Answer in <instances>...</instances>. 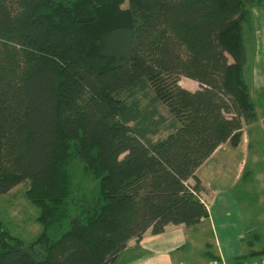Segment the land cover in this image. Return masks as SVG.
Masks as SVG:
<instances>
[{
    "label": "trees",
    "instance_id": "obj_1",
    "mask_svg": "<svg viewBox=\"0 0 264 264\" xmlns=\"http://www.w3.org/2000/svg\"><path fill=\"white\" fill-rule=\"evenodd\" d=\"M262 1L0 0V196L28 182L43 227L25 241L0 218V264H114L209 217L197 170L258 120L245 26Z\"/></svg>",
    "mask_w": 264,
    "mask_h": 264
},
{
    "label": "rangeland",
    "instance_id": "obj_2",
    "mask_svg": "<svg viewBox=\"0 0 264 264\" xmlns=\"http://www.w3.org/2000/svg\"><path fill=\"white\" fill-rule=\"evenodd\" d=\"M179 84L193 86L185 76L180 77ZM262 95L259 96L261 100L253 97L258 120L248 130L249 143L225 147L198 170L208 199L201 197L205 202L208 200L214 210L216 227L215 234L208 223L191 230V239L195 243L190 251L194 254L200 253L205 239L211 241L214 249L219 239L227 259L232 263L236 257L264 247V108L260 106L264 105V93ZM242 165L245 172L239 174L241 180L236 179ZM81 176L79 172V184ZM85 183L88 189H92L95 181L86 179ZM28 186V182L22 183L0 196V218L6 229L25 241L37 238L43 229L38 221L41 210L29 198ZM261 256L264 259L262 254L244 260L255 261Z\"/></svg>",
    "mask_w": 264,
    "mask_h": 264
},
{
    "label": "crops",
    "instance_id": "obj_3",
    "mask_svg": "<svg viewBox=\"0 0 264 264\" xmlns=\"http://www.w3.org/2000/svg\"><path fill=\"white\" fill-rule=\"evenodd\" d=\"M245 44L247 50L245 79L250 86L252 96H255L257 100H261L259 96H263L262 94L264 93V0L261 4L253 8L251 20L245 26ZM187 80L189 83H192L191 85L193 86L185 85L183 87L192 91L200 88L197 81L190 78H187ZM195 83L197 86H195ZM260 106L262 109L264 108V105ZM253 125L254 123L252 125H245L240 136L235 138L234 141H229L221 145L211 157L216 156L219 151L227 146L247 144L250 134L248 130ZM241 172H245L243 165L240 167L238 173H236V179L241 180L242 176L239 175ZM190 183L192 184L193 180H190ZM204 189L205 187L203 185L201 196L206 197L207 195L204 193ZM206 199H208V197H206ZM206 202L209 217L198 225L210 224L215 234V213L208 204V200ZM196 226L186 227L184 224H169L166 226L165 231L160 234H153L149 230L145 233L141 241L137 242L135 239L131 240L128 247L119 254L114 264H213L220 256L225 257L229 263L233 264L227 259L225 249L223 245H221V242H219V239H217L216 249L211 247L210 240L205 239L202 241L200 253L194 254L190 251L195 243L191 239L190 232L197 228ZM256 236L259 235L257 234ZM263 249L264 247L258 250H250L246 254L261 251ZM212 254L218 256V258H213Z\"/></svg>",
    "mask_w": 264,
    "mask_h": 264
},
{
    "label": "built area",
    "instance_id": "obj_4",
    "mask_svg": "<svg viewBox=\"0 0 264 264\" xmlns=\"http://www.w3.org/2000/svg\"><path fill=\"white\" fill-rule=\"evenodd\" d=\"M202 200H203V199H202ZM203 201H204V200H203ZM204 202H205V201H204ZM205 204H206V206H207V203H206V202H205ZM213 264H231V263H229V262L225 259V257L220 256V258L217 259L216 261H214ZM244 264H264V259H262V256H261V257L257 258V260H255V261H248V262H246V263H244Z\"/></svg>",
    "mask_w": 264,
    "mask_h": 264
},
{
    "label": "water",
    "instance_id": "obj_5",
    "mask_svg": "<svg viewBox=\"0 0 264 264\" xmlns=\"http://www.w3.org/2000/svg\"><path fill=\"white\" fill-rule=\"evenodd\" d=\"M240 135H241V132H239L236 136H234V138H233L232 141H234V139L237 138V137L240 136Z\"/></svg>",
    "mask_w": 264,
    "mask_h": 264
}]
</instances>
